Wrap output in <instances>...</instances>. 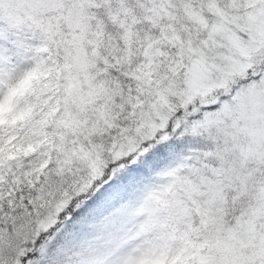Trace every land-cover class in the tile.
<instances>
[{
	"label": "rangeland",
	"instance_id": "rangeland-1",
	"mask_svg": "<svg viewBox=\"0 0 264 264\" xmlns=\"http://www.w3.org/2000/svg\"><path fill=\"white\" fill-rule=\"evenodd\" d=\"M54 1L0 0V11L28 21L44 19L46 30L55 31L62 23L60 15L50 11L56 7ZM111 2L123 12L107 11ZM129 7L136 11L128 12ZM102 8L110 27L97 36L104 49L100 51L102 72H96L105 78V70L113 67L129 78L126 88L116 89L117 82L110 86L100 75L94 79L86 72L75 73L84 56L75 52L77 39L66 37L74 50L64 66L39 51L9 71L0 70V120L9 118L12 124L16 116L33 117L39 109L37 128H32L42 130L60 104L47 89L61 90L63 109L56 123L62 142L55 165L58 176L85 166L94 177L106 159L101 158L105 150L112 161L170 123L174 131L206 133L215 150H222L216 152L217 165L191 153L189 162L190 157L168 160L155 177V188L148 187L137 204L127 207L130 227L118 244L107 245L98 264H264V177L256 183L251 208L236 217L238 227L227 236L204 237L200 250L187 247L184 252L181 246L169 255L162 231L166 226L161 222L168 223L156 218L170 202L180 215L188 214L173 187L179 180L189 182L190 191H207L206 201L224 196L222 188L206 180L199 162L217 168L219 174L225 170L224 177L241 184L253 170L258 175L257 170H264V0H94L89 13L94 23L101 19L97 12ZM61 32L66 34L64 29ZM247 74L253 78L232 84ZM50 75H60L62 81L49 79ZM32 84L40 88L36 99L24 96L26 90H35ZM202 106L209 108L202 110ZM11 129L9 125L10 139ZM43 140L48 152L51 140L44 137L38 144ZM32 148L28 144L24 150ZM226 157L225 169L220 162ZM183 167L186 175L181 179L177 168ZM213 219L214 215L205 221ZM96 257L93 253L90 260Z\"/></svg>",
	"mask_w": 264,
	"mask_h": 264
},
{
	"label": "trees",
	"instance_id": "trees-1",
	"mask_svg": "<svg viewBox=\"0 0 264 264\" xmlns=\"http://www.w3.org/2000/svg\"><path fill=\"white\" fill-rule=\"evenodd\" d=\"M55 1L56 7L50 8V11L52 15L58 13L62 23L59 30L55 31L46 30L44 19L28 21L0 11V70L9 71L39 51L64 66L70 50H74L71 43L64 40L68 37L69 40L77 39L79 48L75 52L84 56L83 65L76 68L75 73L86 72L94 79L100 75L108 85H116L117 82L116 89L120 86L126 88L129 78L113 67H109L107 72L105 70V78L101 76L102 73L96 72H102L103 52L100 51L104 49L98 44L97 36L99 34L102 37V30L108 32L110 27L105 19L108 15L106 9L97 12L101 19L98 18L99 21L94 23L93 17L89 15L94 0ZM30 11L35 12V9ZM107 11L123 12L112 2ZM129 11L136 9L129 7ZM62 29L67 35L61 32ZM51 76L48 78L62 81L60 75ZM250 78L253 75L239 76L232 84L247 82ZM36 84H32L35 90L25 91V97L36 99L40 93ZM47 92L59 98L60 104L50 114L42 130H35L36 119L41 114L39 109L33 112V117L16 116L12 124L9 118L0 120V264H13L16 260L18 264H98L104 258L107 245L118 244L124 231L130 227L129 222H126L127 207L137 204L148 187L155 188V177L168 160L176 158L180 162L184 157H190L189 162L191 153L200 155V160L205 163H211L212 159L217 165L219 156L216 152L221 153L222 150H215V143L206 133L174 131L170 123L152 138L142 140L135 148L114 157L112 161L107 159L109 151L105 150L101 158L106 159L101 171L94 177L89 176L86 172L89 168L85 166L58 176L55 165L62 142L56 123L63 109V94L59 89L57 93L52 89H47ZM9 125L12 128L11 139L7 133ZM44 137L51 140L48 152L45 140L38 144ZM107 142L105 139L104 143ZM28 144L34 145V148L24 150ZM104 147L103 144L102 148L106 149ZM205 152L211 153L206 155ZM228 161L227 157L222 158L220 166L228 168ZM197 165H201L206 180L222 188L225 194L219 199L206 201L207 191L203 190L202 183L199 190L204 193L201 194L197 190L190 191L187 187L189 182L179 180L173 185L179 191L178 198L185 201L188 214L180 215L175 203L170 202L156 216L168 223L164 225L163 220L161 222L162 226H166L162 231L167 235L169 255L181 246L184 252L187 247L193 251L197 248L200 250L198 245L206 241L204 237L210 238L215 234L227 236L230 229L238 227L236 217L245 215L247 209L251 208L256 183L264 177V170H257L261 175L253 170V174L241 184L224 177L225 170L219 174L215 167L210 168L201 162ZM177 171L181 179L185 178L184 167L177 168ZM83 178L86 180L83 181ZM212 215L216 219L207 223L206 217ZM153 229L157 233L156 228ZM93 253H97L95 261L90 260Z\"/></svg>",
	"mask_w": 264,
	"mask_h": 264
}]
</instances>
